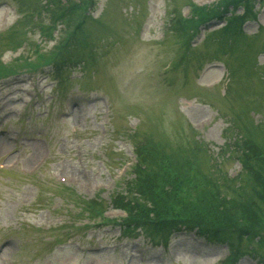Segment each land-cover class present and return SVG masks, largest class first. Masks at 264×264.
<instances>
[{"label":"rangeland","instance_id":"374dc122","mask_svg":"<svg viewBox=\"0 0 264 264\" xmlns=\"http://www.w3.org/2000/svg\"><path fill=\"white\" fill-rule=\"evenodd\" d=\"M214 1L59 0L64 28L52 0H0V264H264L255 237L231 247L183 223L264 233L262 206L229 204L244 171L264 173V0L239 35L220 31L235 0L219 18L189 11ZM141 169L174 223L123 236L121 198H152Z\"/></svg>","mask_w":264,"mask_h":264},{"label":"trees","instance_id":"16d2710c","mask_svg":"<svg viewBox=\"0 0 264 264\" xmlns=\"http://www.w3.org/2000/svg\"><path fill=\"white\" fill-rule=\"evenodd\" d=\"M54 3H55V6H56V9L53 10L52 14L54 13V15H59L57 22L59 24H62V26H64V28H66V25L71 22V20H69L67 22V17L69 18L70 16H64V12L62 10H58L60 8V5H59V0H52ZM252 1L254 0H235L233 1L232 3H236L237 5L240 3V5L244 6L243 7V10L245 11V14L244 15H235L237 17H239V20L238 22H240L243 18H245L246 16V13L249 12L251 13V9H252ZM225 5V6H224ZM223 7H220V2L219 1H216L215 3H212L210 5L206 4V5H203V6H200L199 8H195L196 10L194 11L193 15L195 18H204L205 15H208V16H212V15H215V14H212V11L214 12H221L222 10L226 11V8L228 5H231V4H224ZM46 5L44 4H41V2H36L34 3L33 7L34 9L37 11V9L40 7H45ZM206 13V14H205ZM217 17H220L219 14L217 15ZM62 17V19H61ZM193 17V16H192ZM83 20V18H81ZM205 19V18H204ZM188 20H192V18H189ZM76 21L73 22V28L70 29L69 31V35L68 37H70V39L74 38L76 41L79 42V38L75 36V33H76V28H75V25L76 26H79L78 24L81 23L80 20L77 21V23H75ZM237 22V24H238ZM237 24H234L233 20L229 19L227 20L226 19V23L225 25L223 26L222 30H220L222 33L226 34V35H233L235 33L238 32V25ZM32 25L34 27H37L39 29V31L41 33H43L44 35H46L47 33L44 32V28L42 26H40L39 24L37 23H32ZM183 28L186 29V26H184ZM190 29V28H189ZM188 35V34H187ZM67 41L66 39L61 41L60 44L58 46H61L59 48V50L57 49L58 53L62 51V49H65L67 46ZM70 58L64 62H68L70 61L71 63L74 62V63H79V60H74L72 61V58L71 56H69ZM64 62H60V63H64ZM54 63V62H53ZM55 64V63H54ZM253 153H251L250 151L248 153H245V156L246 158L247 157H250V159H253ZM145 155V154H144ZM144 155L142 157H144ZM255 163H258L259 167L260 165H262V160L260 162H258V160L255 159ZM245 174L242 176L241 180H240V183L241 185H239L240 189L236 191V193L238 194V198H234V199H231L229 201V204H232L233 202L235 203L234 206H232L233 208H236L238 207V209L241 207V206H244L245 202L244 201H248V202H251L250 204H254L253 208H248L249 210L253 209L255 210V208L258 209V207H260L261 209L258 210L259 213L260 212H264V201H261V197L263 196V193H264V173L263 175L261 174V172L259 173L258 175V172H254V171H244ZM140 173H142L140 175ZM146 173V170L143 171V169H141L140 171H138L137 175L140 176V180L137 182L136 180V184H135V187H137V190H136V193L142 195V197H145L146 199L148 198L147 196L143 195V192L144 193H148L152 196V198H150V205L147 207V206H144L143 204H139L138 203V206H135L134 208H125L126 210V214H125V219H126V223L125 225H122V229H123V232L124 233H127V232H131V233H134L136 232V230L138 229H141L143 232L147 233L148 235H152L154 233H160V232H163V230L161 229L162 228V225L161 223H165V222H170L172 221L173 219L172 218H167L165 216H162V213L161 211L164 210V206H163V209L161 207V204L164 205L165 202L162 200V197H160V194H162V190L159 186H156V181H149L147 182V177H148V174L147 175H144ZM146 177V178H145ZM260 180V183L258 184L259 187L261 186V189L259 190H256L254 192L253 188L251 187L252 185L258 183ZM176 183H180V181H176ZM175 183V184H176ZM168 185V184H167ZM174 184H172L171 186H173ZM170 186V187H171ZM170 191H169V194H171V188H169ZM251 189V191H250ZM161 192V193H160ZM250 192L253 193L255 199H253L252 197H249L250 195ZM147 194V195H148ZM119 197H117L116 199H114L113 201L116 202L117 199ZM214 198V197H213ZM252 198V199H250ZM130 203L131 206L135 205V203H133L132 200H130L129 198H127L126 200H122L121 198V203L119 204V206L121 207H126L127 204ZM193 213H196V216H197V213H199V211L195 208L193 209ZM258 213V215H259ZM185 216V214H184ZM189 221H183V223H187V227L191 226L192 228L195 229V232L205 238L206 240H209V241H219V242H227L228 245L230 244H233L231 242V235L232 234H236V235H240L241 233V238H246L247 240H245V242H248L251 243L252 240L251 238L255 237L256 240L254 241V243L257 245V246H263L264 247V233H261L257 230H254V229H250V228H235L233 225H226V226H220V225H214V224H211V223H204V222H200L198 220H195L193 224H190V220H193V218H189ZM176 219V218H175ZM195 219V218H194ZM175 221V220H174ZM170 223H174V222H170ZM171 227H174L173 225H170ZM175 230L179 229V227H175L174 228ZM236 242H234V245H235ZM249 251H251L249 249ZM225 263H227V260L224 261Z\"/></svg>","mask_w":264,"mask_h":264}]
</instances>
